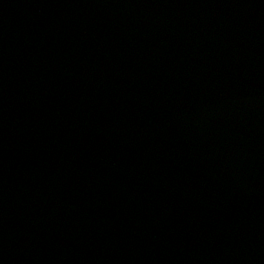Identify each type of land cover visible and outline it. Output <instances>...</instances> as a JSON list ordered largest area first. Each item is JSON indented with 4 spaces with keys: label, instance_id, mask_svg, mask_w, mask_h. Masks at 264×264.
Masks as SVG:
<instances>
[{
    "label": "water",
    "instance_id": "95a60500",
    "mask_svg": "<svg viewBox=\"0 0 264 264\" xmlns=\"http://www.w3.org/2000/svg\"><path fill=\"white\" fill-rule=\"evenodd\" d=\"M0 264H264V0H0Z\"/></svg>",
    "mask_w": 264,
    "mask_h": 264
}]
</instances>
